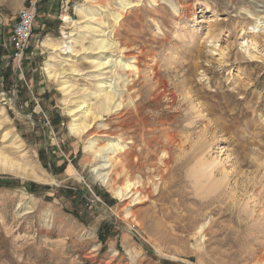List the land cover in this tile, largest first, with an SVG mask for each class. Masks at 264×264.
Wrapping results in <instances>:
<instances>
[{
    "label": "rangeland",
    "instance_id": "1",
    "mask_svg": "<svg viewBox=\"0 0 264 264\" xmlns=\"http://www.w3.org/2000/svg\"><path fill=\"white\" fill-rule=\"evenodd\" d=\"M118 2L61 0L48 34L37 7L33 52L27 50L18 62L8 38L26 0H0V149L25 168L0 170V264H255L253 256L264 251V63L232 60L242 37L255 35L264 44V0H125L128 7L114 24ZM78 4L102 6L96 19L103 17L105 30L116 28L121 60L138 70H127L129 80L140 81L135 89L143 123L129 113L108 114L91 122L92 135L122 139L127 147L134 143L133 151L143 139L158 137L149 162L166 143L164 130L178 135L170 145L164 185L152 168L132 169L145 183V198L130 193L119 198L102 185L91 172L90 136L78 139L68 129L66 104L88 98L97 77L110 75H98L88 57L92 51L76 44L68 60L78 72L63 66L73 84V104L58 81L46 76L45 62L59 69L65 55L40 42L45 36L59 39L62 15L73 21L68 35L89 43L87 18L74 13ZM218 47L225 48L228 63L218 57ZM155 74L164 92L154 90L149 79ZM199 159L214 162L213 173L195 184L191 172ZM66 165L71 173L64 172ZM117 170L114 166L110 176L120 183ZM223 175V184L204 196L203 184ZM201 225L207 226L203 236Z\"/></svg>",
    "mask_w": 264,
    "mask_h": 264
},
{
    "label": "bare ground",
    "instance_id": "2",
    "mask_svg": "<svg viewBox=\"0 0 264 264\" xmlns=\"http://www.w3.org/2000/svg\"><path fill=\"white\" fill-rule=\"evenodd\" d=\"M85 1H94V0H85ZM118 3L121 7V10L120 12L116 13L115 16H113L114 24H117L122 19L124 11L128 7V4L125 3V0H119ZM102 11L103 9L102 6L100 5L91 4L89 6H85L83 4H78L74 7V12L76 14L81 16V18H87L83 22H84V27L88 30L87 31L88 34L87 38H89L88 45H84L83 42H81L82 39H84L82 38V36H81L82 39H80L75 37L71 38V36L68 35V31H66L67 26L69 25V23L73 21L69 15H63L61 19L63 20L64 26L60 30L59 39L54 41L52 38L46 37L45 39L42 40V46L49 47L54 51V53L63 54L65 55V57L63 56L64 58H62L60 64L57 65L59 66V69L56 67V64L53 61L47 60L45 62V73L48 78L58 81L59 89L63 93L62 95L66 97L67 102L69 103H71L70 96L72 95L73 84L70 82V80L66 78L65 76L66 67L64 68L63 66L66 65L68 66V68L70 67L69 70H71L72 72H78V70L73 68V66L70 64L68 60L69 57L71 56L70 53L74 51L77 52V50L74 47L76 44L80 45L81 50L92 51L93 55H90L88 57L90 58L92 66L97 68V71L98 69L100 70V73L98 75H104L107 73L110 74L108 78L105 77L103 79H98L97 77L96 80L99 81L98 85H96L97 87L96 89H94V91L93 90L91 91L88 98L86 97L87 95H84L82 99L78 101L76 100V102L74 101L73 102L74 104L71 103L73 105L67 106L66 104L67 110L66 109L65 110L67 114L72 117L68 123L69 124L68 129L70 133L73 136L77 137L78 139L84 136H90L89 139L87 140L86 149L91 153L93 160V163L91 164V172L102 185L109 188L114 193V195H116L119 198H122L123 196L130 193L131 196L136 195L137 196L136 198L141 199V198H145L147 189L145 187V183L137 180L136 177L132 175L131 173L132 169L135 166H140L144 164L147 167L152 168L150 169L151 172H157V174H154L153 177L158 176L157 180L160 182V184L164 185L165 184V181L163 180L165 173L164 171H166L168 168L169 158L171 156L169 150L170 145L172 146L176 142V140L178 139V135L177 133L171 131L167 132L166 130H164L163 135L166 143L165 145L161 146L162 148L160 150V153L158 152L154 154L153 152L152 155L155 156L156 158L154 162H149V158H150L149 153L152 147L151 143L158 142L159 140L158 137L152 138L149 141H144L143 139L142 147L140 148V150L133 151L135 146L134 143H132L130 146L127 147L126 144L122 143V139L120 140V139H114L113 137H106L103 134L92 135L91 130L93 129L94 125H91V122L92 121L94 122L95 119L101 118L104 115H108V114H114L115 116L118 114L119 116L122 117L125 116L126 113H129L130 116H132L135 119V121L143 123V120L139 116V112L141 109V102L138 96H141V94L140 91L138 90L139 88L135 89V85L138 86L140 83V81L138 80L139 77L129 80L130 75L127 74L128 69L129 70L131 69L132 71L134 70L135 74H138V70L134 63L131 64V63L123 62L121 60L119 54L122 52V48L119 45V43L114 39V34L112 33L114 26L109 30H105L101 26V24L104 21L103 17L99 18L98 20L96 19V17L102 15L101 14ZM259 23H260V18H258V22L257 24H255V26H257ZM115 29L116 28H114V30ZM96 31L98 35L96 36L93 34L91 35V32L95 33ZM80 34L81 33L79 32V35ZM212 45L214 46L213 43ZM237 47L239 51L237 50V53L235 54V57L232 60L233 62L239 61L240 59L247 62L259 61L264 63V44H260L257 41L255 35L242 37L240 41L237 43ZM115 51H117L118 53L115 54ZM211 52H213V49L211 50ZM218 54L220 55L218 57L222 59V62L228 63L229 60L226 62L227 59H225L226 57H228V53L225 51L224 47L219 48ZM118 68H122L123 71L121 73L118 72L117 70ZM102 69L104 71H102ZM151 69L154 70L155 68H151ZM106 78L109 80H107ZM149 80L150 82L155 83V85L153 84L155 91L158 89V87H161V90L163 92L165 91V88L162 85L163 81L158 79V74H155L154 77L152 75V77ZM118 81L122 82V85H120ZM101 82H104L102 84H105V86L103 85H101L103 87L99 86ZM150 93H151V88H150ZM169 95H170L169 100L171 101V103H174L176 100L175 98L176 96L173 93H169ZM91 99H93L92 102ZM6 136L7 133H4L3 137ZM95 137L98 138L101 137L102 139H104L105 142L100 143L99 140L96 139ZM12 143L15 145L17 144L16 147L19 146V141L17 140L16 137L12 140ZM144 151H147L146 155L143 154ZM213 164L214 162H205L202 159H199V161H197L196 166L193 167L191 172V177L195 180V184H200L202 180H207L210 178L211 174L213 173L212 172ZM114 166L118 167L119 169L117 170L118 171L117 176L120 177L121 180L120 183L113 182V178L110 176V172H112L111 170ZM15 169H21L22 171H25V168L22 167L21 164H19L16 160H14L5 150L0 149V170L14 171ZM24 173L25 172H21L19 174L26 176V174ZM33 178L35 180H43L42 177L34 174H33ZM224 179H225V175L221 176L219 179H215V178L211 179L208 185L203 184L202 191L204 194L203 193L202 194L205 196L206 194L208 195L210 193H214L223 184ZM147 181H149L152 186H156L157 184V182L154 181L152 178H149V180ZM206 227L201 225L198 228L202 232L201 234L202 236L204 235V231L206 230ZM253 257L255 259L254 261L255 264H264V251L263 253Z\"/></svg>",
    "mask_w": 264,
    "mask_h": 264
},
{
    "label": "built area",
    "instance_id": "3",
    "mask_svg": "<svg viewBox=\"0 0 264 264\" xmlns=\"http://www.w3.org/2000/svg\"><path fill=\"white\" fill-rule=\"evenodd\" d=\"M40 1L26 0V4L18 10L17 21L8 38L13 60L19 62L30 47L36 21V8Z\"/></svg>",
    "mask_w": 264,
    "mask_h": 264
},
{
    "label": "crops",
    "instance_id": "4",
    "mask_svg": "<svg viewBox=\"0 0 264 264\" xmlns=\"http://www.w3.org/2000/svg\"><path fill=\"white\" fill-rule=\"evenodd\" d=\"M60 2H61V0H42L41 2L38 3V6H37L38 7L37 8L38 9V13L43 18L42 19V25H41V27H42L41 29H42L43 33L48 34L51 31V26H52V24L54 22L55 16H56V18H58V12H59L58 11V9H59L58 7L61 4ZM60 6H62V5H60ZM65 15H68V14H65ZM62 17H63V15H62ZM62 22H63V20H62ZM36 23H37V21H35V24H34V31L36 30ZM62 27L60 25V27H59L60 30H61ZM46 37H49V36H45L43 39H45ZM42 40L40 42V45L41 46H42ZM42 47H44V46H42ZM31 50L33 52V45H31V42H30V47L28 49V52H30ZM60 163H65V160H61ZM60 163H58V164L56 163V168H59V170H60V167H59L60 166ZM71 171L72 170L69 169L68 166L65 167L64 172L71 173Z\"/></svg>",
    "mask_w": 264,
    "mask_h": 264
}]
</instances>
